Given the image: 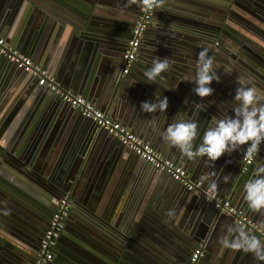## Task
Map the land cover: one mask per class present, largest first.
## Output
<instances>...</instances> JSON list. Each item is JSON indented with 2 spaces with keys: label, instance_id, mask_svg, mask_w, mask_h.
<instances>
[{
  "label": "water",
  "instance_id": "obj_1",
  "mask_svg": "<svg viewBox=\"0 0 264 264\" xmlns=\"http://www.w3.org/2000/svg\"><path fill=\"white\" fill-rule=\"evenodd\" d=\"M2 1L0 0V13L3 9V6H1ZM31 1L37 8L41 7L36 0ZM45 1L54 2L53 5L60 10L61 7H64L77 14L81 19L80 23H83V31L88 32L92 28L91 25L111 29L107 31L95 28L94 30H103L104 35L97 32V35L92 36L93 42L90 43L93 46L92 49H94L93 54H95L94 56L92 54L93 60L96 62L97 59L107 58L110 63V65L108 64L107 75H103L97 90L86 86H84L85 89L80 88V83L77 80L68 83V78L65 80L66 77L56 75L52 71L51 73L65 89L71 90L75 95L84 96L95 106L104 111L107 110L106 112L112 116L113 113L111 114L109 109L118 105V102L122 99L120 74L114 75V71L120 65L119 55L123 52L121 48L125 44L127 46V42L131 37L130 27L134 25L138 18L145 0ZM228 7H231V9L223 13L218 21L212 23L213 25H208V22H206L202 24L207 27L200 26L204 29L201 34L204 37V42L207 43L208 51L210 50L208 54L217 58L220 53H223L221 50H224L221 44L226 45L230 41V45L237 48V53L231 54L234 58L233 64L231 61L225 63L232 64L238 73L251 78H254V74L257 73L254 66L259 65L261 72L258 73L260 80L257 86L264 89V38H262V26L260 24L263 23L264 18V0H235L234 4ZM156 11L154 14H156ZM104 12H107L108 16L104 15ZM133 17L135 19L130 26V18ZM152 25L151 20L143 37L145 45L155 43V40H151L153 36H150L154 31ZM249 25L254 27L255 33L259 34L258 32H260L262 34V36L260 34L252 39L253 43L245 34L246 29H249ZM167 26L176 27L173 24ZM38 27L40 26L36 22H28L20 32L19 40L24 43L35 40L38 37V33H36ZM106 33L109 34L106 35ZM11 37H9V40L16 44L18 37L15 34ZM172 37L175 42L171 43L170 46L177 53L183 57L197 56L198 49L195 44H189L184 39L185 37L180 36L175 31L172 32ZM158 39L166 45L167 38L158 35ZM24 46L22 43L20 48H24ZM170 46L168 45V47ZM138 59L143 58L138 57ZM228 59L231 60L229 57ZM19 72L28 75L27 72L18 68L15 63L0 54V112L6 109L10 101L9 89L16 86L12 85L13 83L10 81L14 80ZM172 72L175 75L162 73L166 78V82L161 85V90L167 93L164 92L171 104L186 112L185 114L189 118L195 103L201 102L200 97L192 92L195 86L194 83L186 81L191 75L176 70H172ZM33 78L38 84V79ZM123 81H125V77ZM39 87L51 91L55 97L53 98L55 112L52 108L50 116H55L61 107L72 108L69 103L65 102L50 88L42 85H39ZM146 87L152 88L150 85ZM72 109L78 114L74 118L72 135L68 137L67 141L64 139L63 134L58 132V126L47 125V120L43 121L45 122L44 126H41L42 122L41 124L37 123V125L29 123L27 127L25 126L26 121L17 120L11 134L6 136L0 134V264H32L40 247L42 235L46 230L44 226L49 223L51 218L54 204L56 206L58 199L68 192L75 201L78 199L80 189L87 195L99 189V186L95 185L96 180L94 179V182L93 179H90L89 173L93 169L96 161L95 157L100 153L105 142H107L105 144L107 160L103 162L104 174L110 167V162L119 155L122 144L117 138L108 134L105 130L99 129L96 122L91 118L84 116L77 109ZM1 117L0 120H2ZM143 138L148 140L146 137ZM123 147L125 146L123 145ZM245 147L246 145H242L236 151L240 163L228 177L226 187L219 189L220 191L217 190L218 193L215 191L220 197L230 196L233 199V195L238 191L242 192L243 185L252 173L253 168L256 167V164H253L245 172L241 170ZM263 149H261L256 159L263 154ZM130 153L134 152L130 151ZM157 172L171 177L162 171ZM104 174L100 177L101 182ZM174 182L179 189L180 202L177 207L171 208L165 203L160 204L162 206L159 205L158 207L154 206V203L144 206L140 211L138 227L141 230L146 226L149 227V231H153L155 234L158 232V236L155 235L154 237L153 242L155 243L153 244L163 247V249V245L167 243H171L173 247L176 242L183 249L194 248L204 243L206 252L202 258L203 260L211 251L208 248V241L217 235L216 228L218 225L224 223L227 219L233 227L239 225L234 222L231 216L218 214L213 201H207L203 196L194 194L176 180ZM186 201H188V205L184 210L183 206ZM74 208L75 206L71 207V213ZM248 210L252 214L254 213L250 209ZM169 212H171V215H169ZM104 216H101L100 219H105ZM99 225L104 226L101 223ZM135 226L136 224L132 221V224L127 223L123 229L118 225L119 234L112 232L114 236H111V241H108L111 244L108 250L112 252L109 253V257L100 256L92 250L75 249L74 245L68 246L64 242L66 236L63 232L54 247L52 264H163L164 262L158 257L156 259L160 262L153 260L149 247L151 240H147L142 233H140L141 237L136 239ZM80 229L87 232L91 231L86 226H81ZM64 230H66V226ZM248 232L257 236L253 232ZM257 238L262 240L258 236ZM175 249L179 251L177 247ZM178 259L179 256H176L174 264L178 263Z\"/></svg>",
  "mask_w": 264,
  "mask_h": 264
},
{
  "label": "crops",
  "instance_id": "obj_2",
  "mask_svg": "<svg viewBox=\"0 0 264 264\" xmlns=\"http://www.w3.org/2000/svg\"><path fill=\"white\" fill-rule=\"evenodd\" d=\"M36 1L40 3L41 7L37 8L34 6L31 0H3L1 4L3 9L0 13V35L5 37L13 47L32 57L43 67L56 75L66 77L65 80L68 78V83L72 80H77L80 83V88L85 89L84 86H86L97 90L103 75H107L108 64L110 65V63L107 58L97 59L95 62L92 58L94 49H92L93 46L90 43L93 42L92 36L97 35V32H101L104 35L103 30H94L95 28L107 31L111 29L98 25L93 27L91 25L90 27L92 28L88 32L83 31L84 27H82L83 23H80L81 19L71 10H67L64 7H61L60 10L53 5L54 2ZM82 1L87 2V0ZM234 1L232 3V0H160L156 14L152 17V29L154 31L150 34V36H153L151 40H155V43L153 45H145L142 40L136 62L134 61L130 72L123 76L119 75L122 86V99L118 102V105L114 104V108L109 109L110 113H113L112 116L110 115L112 118L130 128L139 136L146 137L158 151L185 167L192 177L201 179L208 186L214 184L216 192L226 187L228 181L224 177H229L232 171L239 166L240 158L237 152L222 154L214 162L213 166L206 164L203 159L188 160L178 149L169 148L160 136V133L168 124L180 118L188 119L186 112L171 104L168 98V106L164 112H142L140 104L143 101L152 100L154 94L155 96L161 94L166 96V92L164 91V93L161 90V85L166 82L164 75H161L155 84L143 82L145 80L143 73L149 65L151 66L154 58H167L169 60L170 67L166 73H163L165 75H175L172 70H176L192 76L195 70L197 56L183 57L171 48L170 44L175 42L172 40V32H178L180 36L185 37L184 39L189 44H195L198 49L197 52L202 48L208 49L207 43L204 42V37L201 34L204 29L200 26L207 27L203 25L206 22H208V25H213L212 23L218 21L223 13L231 9L228 6L234 4ZM103 14L108 16L107 12ZM118 17L120 18V16ZM134 19V17L130 18V26ZM28 22H36L40 27L36 29L38 37L35 40L24 43L19 40V37L20 32H22ZM168 24H173L176 27H169L167 26ZM260 24L263 36L257 30L259 34L255 33L252 25H249V29L245 31L252 43L254 42L252 39L260 34L264 38V18L263 23ZM86 33L88 34L86 35ZM14 34L18 37L16 44L9 40V37ZM108 34L106 33V35ZM158 35L167 38L166 45L158 39ZM22 43L25 45L24 48H20ZM227 43L226 45L221 44L224 50H221L223 53H220L217 58L208 54L213 59V67L219 77V81L214 80L211 82L210 86L213 92L210 96L203 99L200 98V107L205 110L198 112V114L192 112L193 110L191 111L192 118L196 119L198 129L201 132L211 117L222 119L231 115V109L236 104L232 99L235 88L241 82L246 86L253 87L257 95L264 101V89L257 86L260 80L258 73L261 72V67L259 65L254 66L257 71L254 74V78L238 73L232 66L234 58L231 56V54L237 53V48L231 46L230 41ZM125 47L126 44L121 48L123 51L121 55L124 53ZM121 55H119L121 59L120 65L114 71V75L120 74L122 70L123 57L121 58ZM138 57L143 59H138ZM229 61H231V65L225 63ZM124 77L125 81H123ZM10 82L16 86L10 87V101L6 109L0 112L2 116H0L2 118L0 120L1 136L11 134L17 120L26 121V127L29 123L37 125V123L41 124L47 120V125L58 126V132L63 134L64 139L67 141L68 137L72 135L74 118L78 113L70 107H61L55 116H50L52 108H54L53 112H55V107H53V98L55 97L51 91L40 89L30 74L26 75L19 72V75ZM147 85L152 88H147ZM44 123L41 126H44ZM199 142V138H197L194 144ZM105 144L95 157L96 161L89 173L90 179L96 180L94 182L95 185L99 186V189L93 192L89 191V195L80 189L77 199L79 203L72 198L75 208L71 213L69 222L66 224V230H64L66 236L64 242L68 246L74 245L75 249L92 250L93 252L96 251L100 256L109 257V253L112 252L108 250L111 246L108 241H111V236H114L112 232L119 234L118 225L123 229L127 223L132 224L133 221L136 224L134 227L136 239L140 238V233H142L147 240L152 241L149 247L154 261L160 262L156 259L158 257L164 262L163 264H174L176 256H179L177 264H181L186 249L180 247V244L176 242L174 246L179 251H176L171 243L164 244V249L163 247H158L153 244L155 243L153 240L155 235L158 236L159 233L156 232L155 234L153 231H149V227L146 226L141 229L142 231L138 227L140 211L144 206L154 203V206L158 207L160 204L165 203L171 208L177 207L180 198L178 197L179 189L175 186L174 180L163 173H158L152 165L146 163L137 154L130 153V150L123 147V145H121L119 155L110 162V167L104 174L103 162L107 160ZM253 164H256V167L264 164V149L263 154ZM102 174L104 176L101 182L100 177H102ZM202 177H206V179H202ZM129 178L130 180H128ZM243 201V190L233 195L232 202L236 208L242 210L260 224H264V212H254L252 214L249 212V208L245 206L246 202ZM187 205L188 201L184 203V210ZM218 214L220 213L218 212ZM103 215H105V219L102 220L100 218ZM100 223L104 224V226H100ZM230 224L227 219V221L217 226V235L208 241V248L211 251L202 260V264H258L250 253L245 254L231 249L221 250L218 239L225 234L226 228ZM81 226H86L91 231H83L80 229ZM230 226L233 225L231 224ZM260 264H264V262H260Z\"/></svg>",
  "mask_w": 264,
  "mask_h": 264
},
{
  "label": "clouds",
  "instance_id": "obj_3",
  "mask_svg": "<svg viewBox=\"0 0 264 264\" xmlns=\"http://www.w3.org/2000/svg\"><path fill=\"white\" fill-rule=\"evenodd\" d=\"M169 67L167 58H154L151 66L143 73L145 77L143 82L155 84ZM214 80L219 81V77L213 67V59L208 55V49L202 48L197 54L195 70L186 81L194 83L192 92L203 99L212 94L213 89L210 85ZM232 99L236 104L231 109V115L222 119L211 117L202 132L198 129L196 119L191 115L188 119L180 118L168 124L160 133L161 139L169 148L178 149L188 160L203 159L206 164L212 166L222 154H231L242 145H246L243 156L249 161L253 160L259 146L264 142V101L253 87L246 86L243 82L235 88ZM167 106L166 96L154 94L152 100L141 102L140 110L146 113L164 112ZM203 110L205 109L200 107V102H197L192 112L198 114ZM197 138L200 142L194 144ZM224 179L227 180L228 177L225 176ZM210 187L214 189L215 185L212 184ZM243 199L251 211L264 212V164L253 168L243 185ZM261 228H264V224H261ZM218 243L221 250L231 249L245 254L250 253L258 264L264 262V241L243 227L227 226Z\"/></svg>",
  "mask_w": 264,
  "mask_h": 264
},
{
  "label": "built area",
  "instance_id": "obj_4",
  "mask_svg": "<svg viewBox=\"0 0 264 264\" xmlns=\"http://www.w3.org/2000/svg\"><path fill=\"white\" fill-rule=\"evenodd\" d=\"M160 0H145L140 9L132 29L131 37L127 42L123 54V67L120 75L130 72L134 61L137 59L142 40L147 26L157 9ZM0 54L15 65L38 79V85L46 86L57 93L72 108L77 109L84 116L96 122L99 129L117 138L127 149L137 154L141 159L151 164L155 170L162 171L181 183L186 189L196 195L203 196L207 201H213L219 213L231 216L235 223L245 230L255 233L264 241V228L248 214L236 208L230 196L220 197L215 190L199 179H194L188 170L177 164L158 151L148 140L133 132L121 122L112 118L106 111L98 108L82 95H75L65 89L51 73V71L37 63L32 57L13 47L5 37L0 35ZM264 142L259 146V151L253 160L249 161L244 156L241 170L245 172L253 165ZM72 207L70 193L64 194L58 199L56 207L51 215L47 229L45 230L40 247L36 252L32 264H49L53 259L54 247L64 231L66 220ZM205 244L201 243L192 250L187 264H201L205 255Z\"/></svg>",
  "mask_w": 264,
  "mask_h": 264
},
{
  "label": "flooded vegetation",
  "instance_id": "obj_5",
  "mask_svg": "<svg viewBox=\"0 0 264 264\" xmlns=\"http://www.w3.org/2000/svg\"><path fill=\"white\" fill-rule=\"evenodd\" d=\"M72 206H74V204H73V201H72ZM55 204H54V209H55ZM54 209H53V211H54ZM53 213V212H52ZM71 215V212L69 213V216ZM69 216H68V218H69ZM67 218V220H66V223H65V226H66V224L68 223V219ZM47 226H48V223H46L45 224V228L47 229ZM64 232V231H63ZM62 235V234H61ZM43 236V235H42ZM61 237V236H60ZM194 248L193 247H189V248H187L186 249V252L184 253V255H183V258H182V263L181 264H187L188 263V259H189V256H190V254H191V252H192V250H193ZM53 258H54V255H53ZM52 262H53V259L49 262V264H52Z\"/></svg>",
  "mask_w": 264,
  "mask_h": 264
}]
</instances>
